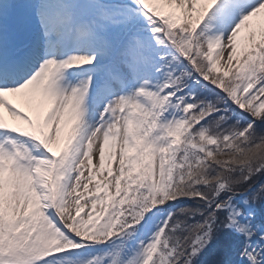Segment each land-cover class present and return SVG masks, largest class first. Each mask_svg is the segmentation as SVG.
Wrapping results in <instances>:
<instances>
[{
	"label": "snow or ice",
	"instance_id": "6c2138e0",
	"mask_svg": "<svg viewBox=\"0 0 264 264\" xmlns=\"http://www.w3.org/2000/svg\"><path fill=\"white\" fill-rule=\"evenodd\" d=\"M0 264H264V0H0Z\"/></svg>",
	"mask_w": 264,
	"mask_h": 264
},
{
	"label": "bare ground",
	"instance_id": "6f19581e",
	"mask_svg": "<svg viewBox=\"0 0 264 264\" xmlns=\"http://www.w3.org/2000/svg\"><path fill=\"white\" fill-rule=\"evenodd\" d=\"M13 99V102L17 105L18 108H20L22 111H26V112H29L30 110L28 109L27 105L25 104V102H21L18 103V98H12ZM25 104V105H24ZM5 117L6 119L9 121V123H18V121H13L10 117L7 116V113H5Z\"/></svg>",
	"mask_w": 264,
	"mask_h": 264
},
{
	"label": "rangeland",
	"instance_id": "374dc122",
	"mask_svg": "<svg viewBox=\"0 0 264 264\" xmlns=\"http://www.w3.org/2000/svg\"><path fill=\"white\" fill-rule=\"evenodd\" d=\"M20 99V98H19ZM31 115H34V112L33 111H31V112H29Z\"/></svg>",
	"mask_w": 264,
	"mask_h": 264
}]
</instances>
